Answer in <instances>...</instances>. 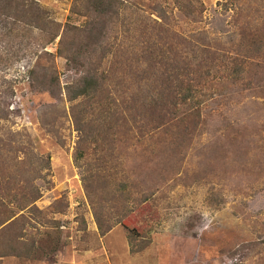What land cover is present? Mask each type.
<instances>
[{
    "label": "rangeland",
    "instance_id": "374dc122",
    "mask_svg": "<svg viewBox=\"0 0 264 264\" xmlns=\"http://www.w3.org/2000/svg\"><path fill=\"white\" fill-rule=\"evenodd\" d=\"M23 1L47 29L0 26V264H264V0H119L95 50L88 0ZM64 33L129 87L82 160Z\"/></svg>",
    "mask_w": 264,
    "mask_h": 264
},
{
    "label": "trees",
    "instance_id": "16d2710c",
    "mask_svg": "<svg viewBox=\"0 0 264 264\" xmlns=\"http://www.w3.org/2000/svg\"><path fill=\"white\" fill-rule=\"evenodd\" d=\"M80 4L84 7L81 1ZM120 6H122V2L119 0L87 1L85 12L90 16V22L87 25L89 29L88 34L90 37L97 40L91 43L94 50L98 45L103 46L102 43L108 37L107 33L111 30V26L115 25L116 21L120 23V15L117 10ZM39 7L36 2L0 0V26L7 32L9 37L12 31H15L17 25L23 26L25 32L39 30L41 34H45L47 28L44 26L46 23L44 20V11ZM185 7H187L189 11H192V1L188 0ZM124 8L127 10L126 6H124ZM122 21L128 22L125 16ZM122 26H125L123 31L126 30V34H129L130 29L126 27L127 25L122 23ZM58 36V30H55V33L50 35L47 43L52 42ZM83 39H87V37ZM44 45H46V43ZM88 48L90 49L89 44L85 45L83 49L76 48V43L68 40L65 33L61 37L59 55L66 59L68 62L67 64L78 72V74L73 77L74 80L71 84V88L68 89V94H71L70 101L74 102L78 100L72 112V117L81 136V140L78 143L81 148L80 154L78 153V159L80 160L84 158L81 153H84V149L87 148L86 146L89 143L94 142L96 145H99V142H97L98 138L102 137L106 144L115 141L116 134L120 131L117 129L120 123V118L117 117V114L121 112V100L125 99V95L120 89L129 90V87L118 86L117 82L113 84V79H108L109 76H107L104 70H101L104 60L102 61L101 59L99 63H94V61L90 59V55L93 51L88 50ZM101 53L102 58H104L106 53L104 50ZM1 56L0 54V59ZM187 68L191 71V67L187 66ZM31 74H33V72H31ZM174 80L179 81V79ZM188 80L189 82L185 85L181 81L178 82L176 91L184 94L182 98L183 102L184 100L195 101L201 104V97H206V92H203L205 90L204 85L207 84L206 82L209 79H198L197 84L192 83L191 79ZM46 86H48V84L44 85V88H46ZM96 114L97 116H95ZM88 116L93 117V119ZM93 122L95 125L92 126L91 123ZM101 126H103L105 130H103Z\"/></svg>",
    "mask_w": 264,
    "mask_h": 264
}]
</instances>
